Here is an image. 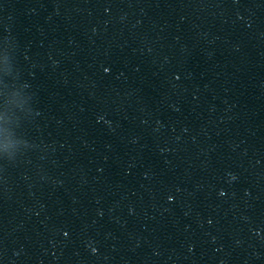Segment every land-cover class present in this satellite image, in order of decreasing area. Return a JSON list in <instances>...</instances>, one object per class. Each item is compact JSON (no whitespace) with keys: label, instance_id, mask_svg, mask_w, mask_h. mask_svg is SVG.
<instances>
[{"label":"water","instance_id":"1","mask_svg":"<svg viewBox=\"0 0 264 264\" xmlns=\"http://www.w3.org/2000/svg\"><path fill=\"white\" fill-rule=\"evenodd\" d=\"M0 235L264 264V0H0Z\"/></svg>","mask_w":264,"mask_h":264}]
</instances>
